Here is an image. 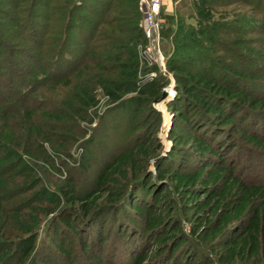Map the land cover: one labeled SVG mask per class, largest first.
<instances>
[{"label":"trees","instance_id":"1","mask_svg":"<svg viewBox=\"0 0 264 264\" xmlns=\"http://www.w3.org/2000/svg\"><path fill=\"white\" fill-rule=\"evenodd\" d=\"M190 11L161 154L138 0H0V264H264V0ZM100 95L126 124L67 164Z\"/></svg>","mask_w":264,"mask_h":264},{"label":"rangeland","instance_id":"2","mask_svg":"<svg viewBox=\"0 0 264 264\" xmlns=\"http://www.w3.org/2000/svg\"><path fill=\"white\" fill-rule=\"evenodd\" d=\"M191 2L189 0H162L161 10L163 16H171V15H181L184 21H186L187 24H190L193 22V17L190 15ZM178 17V16H177ZM163 19V17H161ZM165 23V22H164ZM164 26V24H163ZM161 48L162 52L165 56L170 53L171 51V44L168 39H162L161 40ZM161 78L159 77L158 80ZM60 94V93H59ZM99 94V93H97ZM61 95H55L54 97H48L49 99L53 100V102H57V100L60 98ZM98 108H92L87 111V117L86 119L80 121L78 127H79V134L77 136L76 141L71 146L68 155H62V159L65 160L69 157L74 158L76 162V155L79 152V150H82L84 147V144L87 146L90 142V140H93V135L95 136V132H102V126L104 127V130H107L108 134H110V130H117L120 131L121 127L120 125L126 124L125 117L121 116L120 113H109L112 109L111 105L107 103V101L100 95L98 97ZM170 97H166L164 102H160L158 104H151V108L161 114V124L157 128V131L155 133L156 138L158 139L159 143L162 146V153L168 150V147L170 145L168 141V130L170 127V116L168 115L166 111V100H168ZM171 99V98H170ZM43 106H46L48 108L47 103L44 101ZM103 117H106V122H101V119ZM103 134V133H102ZM97 136V135H96ZM100 140V139H99ZM109 140V139H108ZM104 141V140H103ZM110 141V140H109ZM45 145V144H44ZM47 148L48 146L45 145ZM91 149L93 147H90ZM108 150V149H107ZM107 150L102 151L104 154H106ZM111 150V149H110ZM96 152H98L96 150ZM82 153V152H81ZM99 153V152H98ZM23 158H26L23 156ZM59 161H56V163ZM58 164V163H57ZM68 164V163H67ZM65 170V169H64ZM149 170H152V168H149ZM50 175H54V172L51 170ZM50 173V172H49ZM253 175L255 177H258V171L252 170V172L246 173ZM57 179L56 175L52 176V180ZM183 228L186 230L187 226L186 224H182Z\"/></svg>","mask_w":264,"mask_h":264},{"label":"built area","instance_id":"3","mask_svg":"<svg viewBox=\"0 0 264 264\" xmlns=\"http://www.w3.org/2000/svg\"><path fill=\"white\" fill-rule=\"evenodd\" d=\"M190 2H197L198 0H189ZM162 0H138V7L142 14L140 21V29L144 37V43L137 46V59L139 69H149L140 74L139 79L143 82H153L159 77L165 82L162 92L166 97H173L176 94L172 75L166 70L165 56L162 52L161 43L162 38L160 32L162 30L164 19L161 18ZM142 72V71H141ZM166 100L169 101L171 99ZM165 100H163L164 102ZM162 102V101H160ZM156 102L154 104H158ZM99 107V104L96 108ZM81 154V150L77 153L76 162ZM25 159V158H24ZM74 158L65 159L66 163L70 164ZM60 177L65 176L64 169L60 168Z\"/></svg>","mask_w":264,"mask_h":264},{"label":"water","instance_id":"4","mask_svg":"<svg viewBox=\"0 0 264 264\" xmlns=\"http://www.w3.org/2000/svg\"><path fill=\"white\" fill-rule=\"evenodd\" d=\"M165 98H166V94L164 92H162V94H161V100L160 101H163Z\"/></svg>","mask_w":264,"mask_h":264}]
</instances>
